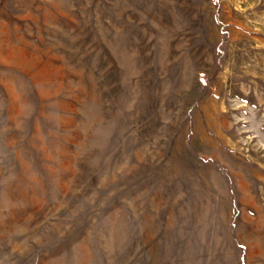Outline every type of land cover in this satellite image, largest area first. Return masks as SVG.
Segmentation results:
<instances>
[{
	"label": "rangeland",
	"instance_id": "obj_1",
	"mask_svg": "<svg viewBox=\"0 0 264 264\" xmlns=\"http://www.w3.org/2000/svg\"><path fill=\"white\" fill-rule=\"evenodd\" d=\"M0 264H264V0H0Z\"/></svg>",
	"mask_w": 264,
	"mask_h": 264
}]
</instances>
